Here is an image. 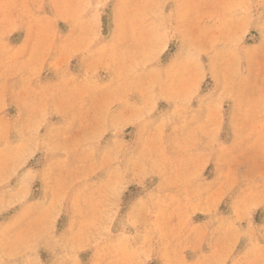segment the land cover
I'll return each instance as SVG.
<instances>
[{"label": "rangeland", "instance_id": "rangeland-1", "mask_svg": "<svg viewBox=\"0 0 264 264\" xmlns=\"http://www.w3.org/2000/svg\"><path fill=\"white\" fill-rule=\"evenodd\" d=\"M0 264H264V0H0Z\"/></svg>", "mask_w": 264, "mask_h": 264}]
</instances>
